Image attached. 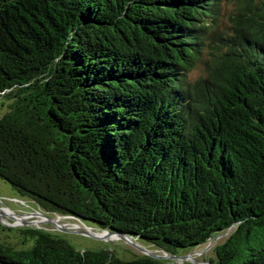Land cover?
<instances>
[{
    "label": "trees",
    "instance_id": "1",
    "mask_svg": "<svg viewBox=\"0 0 264 264\" xmlns=\"http://www.w3.org/2000/svg\"><path fill=\"white\" fill-rule=\"evenodd\" d=\"M235 5L220 29L223 0H0V179L166 254L225 236L197 264H264V0ZM19 237L0 264H172Z\"/></svg>",
    "mask_w": 264,
    "mask_h": 264
},
{
    "label": "rangeland",
    "instance_id": "2",
    "mask_svg": "<svg viewBox=\"0 0 264 264\" xmlns=\"http://www.w3.org/2000/svg\"><path fill=\"white\" fill-rule=\"evenodd\" d=\"M236 2L237 0H223V11L225 16L221 21L223 25H220V29L229 27L228 16L229 13H232L235 9ZM199 76L200 69L198 68L197 71L192 73L191 79L197 80ZM1 96L2 95L0 94V115L6 107L4 104L5 101ZM38 210L39 209L36 208L32 202L19 197L9 184L0 179V224L7 229L0 234L1 241L19 247V230L25 228H39L60 236L77 251L107 249L112 252L115 257L121 260H131L145 256L140 253L138 249L119 239L102 241L74 233V231L61 232L59 230H54L52 226L45 223V220L42 217H37L35 215ZM61 222L68 223L63 220ZM224 239L225 236L218 237L211 243L194 251L192 258L196 261H207L208 259L213 258V248L216 245L221 244ZM139 245L155 255L164 256L166 254L150 245L144 243H140ZM171 262L172 264H178V261L176 260H172Z\"/></svg>",
    "mask_w": 264,
    "mask_h": 264
},
{
    "label": "water",
    "instance_id": "3",
    "mask_svg": "<svg viewBox=\"0 0 264 264\" xmlns=\"http://www.w3.org/2000/svg\"><path fill=\"white\" fill-rule=\"evenodd\" d=\"M35 215L37 217H42L45 220V223L52 226L54 230H59L61 232L74 231V233L89 236L91 238L102 241H111L114 239H119L128 243L130 246L138 249L140 253L145 255L144 257H149L155 260H170V261L176 260L178 261V264H182L183 262H188V261L197 264L196 260L192 258L193 253H190L186 256H175L170 254H165L164 256L155 255L149 252L147 249L142 248L141 245H139L141 243L140 240L135 236L121 234L111 229H101L98 226L94 225L93 223H90L87 220H83L75 216L48 214L42 210L40 211L38 210ZM62 220L67 221L68 223L66 222L62 223L61 222ZM204 264H208V263H204Z\"/></svg>",
    "mask_w": 264,
    "mask_h": 264
}]
</instances>
